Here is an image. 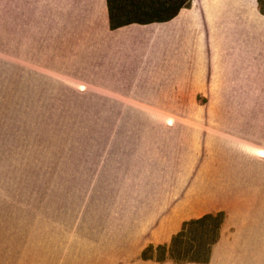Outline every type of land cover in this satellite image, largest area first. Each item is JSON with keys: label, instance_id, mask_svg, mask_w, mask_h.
Wrapping results in <instances>:
<instances>
[{"label": "rangeland", "instance_id": "obj_1", "mask_svg": "<svg viewBox=\"0 0 264 264\" xmlns=\"http://www.w3.org/2000/svg\"><path fill=\"white\" fill-rule=\"evenodd\" d=\"M182 1L109 0L121 21L160 18ZM183 7L189 8V2ZM157 22L123 25L125 32H140L135 39L129 37L119 44L121 56L115 60H122L126 67L124 74H116L120 81L109 80L100 57L93 79L86 82L91 66L85 63L84 47L72 49L68 56L47 45L42 56H37V50L31 52L35 55L24 70L15 67L13 264H53L54 259L101 264L103 257L111 256L113 251L102 242L103 228L108 227L103 211L108 203L104 200L112 192L107 162L112 160V151L125 146L128 139L124 141L123 133L141 124L130 122L136 117H211L215 121L207 123V133L198 131V125L190 131L174 132L179 142L183 136L190 137L191 144L184 149L190 148L191 159L220 154L223 162L234 156L233 161L252 162L254 167L264 164V155L249 153H258L257 148L264 153V60L255 59L250 88L245 76V42H185L181 34L190 29ZM142 24L147 25L141 28ZM172 43L179 54L190 50L185 66L191 80L186 83L175 79L179 74L145 72L149 66L165 67L172 61L181 65L180 59L166 57ZM199 47L202 55L196 57ZM150 49L157 52L156 57L150 56ZM105 60L109 62L108 57ZM167 87L169 105L161 97ZM172 88L176 98H171ZM203 89L206 97L200 93ZM204 135L209 142L201 144ZM176 141L174 147L182 150ZM246 145L253 150L247 153ZM181 155L175 153L174 158ZM214 224L206 219L190 225L174 242L173 257L183 260L203 253ZM223 251L231 250L219 248V257Z\"/></svg>", "mask_w": 264, "mask_h": 264}, {"label": "crops", "instance_id": "obj_2", "mask_svg": "<svg viewBox=\"0 0 264 264\" xmlns=\"http://www.w3.org/2000/svg\"><path fill=\"white\" fill-rule=\"evenodd\" d=\"M186 1L189 8L181 6L174 16L157 23L190 29L191 32L181 34L185 42H245V76L252 88L254 61L264 60V0L260 5L257 0ZM122 27H108L107 0H0V264H13L15 67H27L28 59L35 55L31 52L37 50V56H42L41 51L47 45L55 52L69 53L68 56L72 49L84 47L85 63L91 66L86 82L93 79L100 57L103 67L108 68L109 80L120 81L116 74H124L126 67L122 60L115 59L121 56L119 44L126 40L121 37ZM174 37L172 34V42ZM175 47L173 43L169 46L166 57L180 59L181 65L172 61L165 67L149 66L150 70L145 72L179 74L175 79L183 83L191 80L185 66L190 50L185 49L188 51L185 53L183 49L179 54ZM151 50L150 56L156 57L157 52ZM202 50L199 47L196 57L202 55ZM170 90H173L171 98H176L174 88ZM164 93L161 97L169 105L168 87ZM200 93L207 96L206 90ZM214 121L211 117L130 120L141 124L123 133L127 144L112 151V160L107 162L112 192L104 200L108 203V209L103 210L108 227L103 228L102 242L113 252L103 257L101 264H264V164L254 167L252 162L233 161L234 156L232 161L223 162L220 154L196 161L190 157V148L184 149L190 146V137L183 136L179 142L180 138L174 136L177 130L190 131L195 125L201 128L198 131L205 129L207 133L210 127L207 123ZM198 122L204 124H195ZM175 140L178 145L181 143L182 150L174 147ZM202 142L208 143L209 138L204 135ZM245 149L247 153L253 150L248 145ZM175 153L182 154L181 158H174ZM203 215L215 222L210 227L212 238L207 243L205 259L171 257L174 236L185 231V222ZM219 248L231 251H223L219 257ZM53 264H73V261L54 259Z\"/></svg>", "mask_w": 264, "mask_h": 264}, {"label": "trees", "instance_id": "obj_3", "mask_svg": "<svg viewBox=\"0 0 264 264\" xmlns=\"http://www.w3.org/2000/svg\"><path fill=\"white\" fill-rule=\"evenodd\" d=\"M185 1H182L181 3H179L176 6V8L171 13H169L168 15H166L165 17H160V18H156V19H150V20H146V21H137V20H125V21H121V20H119L117 18L116 14L114 13L113 6H111L109 0H107L108 27L110 29H113V28H116V27L125 25L127 23H130V22L145 23V22H151V21H162V20H166V19L171 18L172 16H174V14L178 10V8L181 7V6H183L185 4ZM257 2L259 3V5L261 4V0H257ZM260 10L262 11V8H260ZM121 31H122L121 32V37H124V38L135 37L140 32V30L139 31H136L135 30L133 32L130 31V33L125 32L123 30H121ZM258 154L259 155H263V151L262 150H258ZM208 217H209L208 215H203V216H201V217H199L197 219H191V220L185 222L184 225L187 226V228L185 229V231L183 230V231L177 233L174 236L173 240L176 241L180 236L184 235V233L189 229L188 227H190V225H192V224H200L203 221H205ZM173 247H174V244L171 246V249H170V251H171L170 252L171 257H173V251H174L173 250ZM204 250L205 251L203 253L199 254V255H193L192 257L186 258V259H183V260H203V259H205L206 254H207V247Z\"/></svg>", "mask_w": 264, "mask_h": 264}]
</instances>
